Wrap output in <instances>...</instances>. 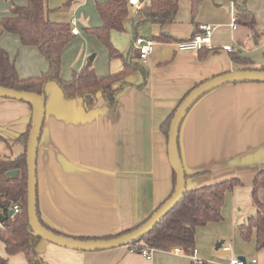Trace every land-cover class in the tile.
Instances as JSON below:
<instances>
[{"label":"crops","instance_id":"crops-1","mask_svg":"<svg viewBox=\"0 0 264 264\" xmlns=\"http://www.w3.org/2000/svg\"><path fill=\"white\" fill-rule=\"evenodd\" d=\"M105 1L47 0L45 9L51 22L77 28L78 34L72 37L77 41L84 36L79 27L101 26L96 4ZM139 1L141 7L147 2ZM176 2L174 20L164 29L172 41H158L160 26L145 21L140 9L128 5L121 29L109 34L120 57L111 58L105 46L101 49L94 42L80 52L77 49L75 57L69 56L73 42L65 47L60 76L68 81L73 70H81L89 62L99 78L116 74L123 69V59L132 53L134 38L154 42L147 62L139 63L141 69L127 77L129 85L118 95L115 109H109L99 96L94 107L86 110L80 98L66 100L54 83L46 85L36 155V201L42 222L52 230L73 238H103L145 221L173 188L162 131L166 118L193 87L229 72L263 68L264 0H202L195 15L190 0ZM26 3L0 0V22L12 6L24 7ZM244 5L255 20V28L237 22L232 29L237 6ZM203 24L213 29L212 48L177 51L175 43L200 34ZM85 30L91 33V29ZM224 46L232 51H224ZM0 47L10 60L17 51L12 61L19 78L46 72L47 63L37 48L23 46L17 35L1 33ZM93 48L92 60H86L85 54ZM232 54L249 63H236ZM31 116L29 104L0 98V157L13 160L25 152L20 137ZM178 148L188 175L186 189L232 178L243 183L224 202L220 222L196 229L194 249L203 264H229L236 257L264 264V248L256 249L255 237L244 242L237 227L253 213L252 182L264 170V83L227 84L201 97L180 125ZM259 191L264 204V188ZM242 209L248 215L240 222L237 216ZM36 253L43 264H193L190 254L180 247L152 251L147 260L128 247L84 252L40 240ZM0 255L10 256L1 243ZM19 262L12 264H24Z\"/></svg>","mask_w":264,"mask_h":264},{"label":"trees","instance_id":"trees-1","mask_svg":"<svg viewBox=\"0 0 264 264\" xmlns=\"http://www.w3.org/2000/svg\"><path fill=\"white\" fill-rule=\"evenodd\" d=\"M26 2L24 7L12 6L10 14L2 18L0 34L3 32L15 34L23 46L37 48L47 63V70L40 76L21 79L18 77L14 62L0 47V86L19 92L35 93L45 99L46 85L54 83L62 92L64 99L80 98L86 110L94 107L99 96L109 109H115L118 95L124 87L129 85L126 82L127 77L133 71L141 69L140 62L137 61L135 55L132 53L127 55L123 59V69L116 74L99 78L89 62L81 70H73L70 80H63L60 76L61 57L65 47L73 37L70 25L51 22L45 9V0H26ZM201 2L202 0H190V7L194 15ZM177 8L178 3L176 0H147L139 13L145 21L160 26V33L156 37L158 41H172L171 36L164 29L174 20ZM96 9L102 24L99 28L91 29L90 32L106 47L111 58L120 57V54L110 42L109 34L112 30L121 29L123 21L128 16V0H106L104 3H97ZM235 21L251 29L255 28V20L245 5L237 6ZM232 59L236 63H249L248 60L234 54H232ZM260 70H264V66ZM190 91L184 95L178 105ZM176 108L162 124V131L166 136V140L168 127ZM29 130L30 125L20 137V142L25 146V151ZM10 170H17L18 174L14 177H6V173ZM187 176L185 174V178ZM26 180L25 152L13 160L0 157V243L7 255L22 253L26 259L24 264H43L36 253V246L41 239L32 234L28 225ZM172 182L173 188L168 198L172 195L175 186L173 171ZM242 186L243 183L238 178H232L196 189H186L179 203L160 220L149 234L127 247L129 249L133 248L136 252L144 248L153 251H170L174 247H180L185 253L191 254L194 249L196 229L209 223L220 222L226 193L232 191L235 187ZM263 188L264 170H260L255 175L251 186L253 213L244 223L237 226L244 242H250L255 237L257 250L264 248V204L258 197L259 190ZM13 204H18L21 210L10 216L9 211L12 209ZM36 213L42 226L55 234L63 235L42 222L38 205H36ZM145 221L118 235L132 231ZM118 235L103 238L76 237V239H110ZM0 264L12 263L0 255Z\"/></svg>","mask_w":264,"mask_h":264},{"label":"water","instance_id":"water-1","mask_svg":"<svg viewBox=\"0 0 264 264\" xmlns=\"http://www.w3.org/2000/svg\"><path fill=\"white\" fill-rule=\"evenodd\" d=\"M89 60H92L90 58ZM264 83V70H237L215 76L192 89L176 108L170 121L167 134V154L172 171L175 175V186L172 195L137 228L110 239L80 240L73 237L58 235L46 229L38 220L36 213V155L38 142L43 126L45 102L41 95L19 92L0 86V98L16 100L29 104L32 108L30 130L28 133L25 163L27 191V220L35 237L53 245L76 251L94 252L127 247L143 239L181 200L186 191V178L178 150V134L180 125L191 107L210 91L227 84ZM17 170H10L6 177H14ZM14 213L9 211V215ZM219 247V246H218ZM242 259V258H241Z\"/></svg>","mask_w":264,"mask_h":264},{"label":"built area","instance_id":"built-area-1","mask_svg":"<svg viewBox=\"0 0 264 264\" xmlns=\"http://www.w3.org/2000/svg\"><path fill=\"white\" fill-rule=\"evenodd\" d=\"M128 5L135 8L136 10L141 9V2L139 0H128ZM72 25L74 24V21L71 22ZM232 29L236 28V21L235 17H232L231 24ZM201 33L198 35H195L194 37L190 39H186L183 41H178L175 43V47L177 51L179 52H200L204 49H211V36L213 29L211 26L203 24L200 26ZM71 34L77 35L78 30L77 28L73 27L71 28ZM154 48V42L151 39H145L143 37H136L133 40L132 43V54L135 55L136 59L140 63H146L148 58L151 56ZM224 51H232L230 46H224ZM13 213L20 212V206L18 204H13L12 209ZM130 252L138 253L142 255L145 259L150 260L152 256V249L144 248L138 252H136L133 248L129 249ZM176 251L180 252V250L177 248ZM190 260L193 264H203V261L199 258V254L197 250H193L191 254L189 255ZM229 264H258L257 260H245L241 258H232L229 262Z\"/></svg>","mask_w":264,"mask_h":264},{"label":"rangeland","instance_id":"rangeland-1","mask_svg":"<svg viewBox=\"0 0 264 264\" xmlns=\"http://www.w3.org/2000/svg\"><path fill=\"white\" fill-rule=\"evenodd\" d=\"M45 2H47V0H45ZM79 16H82V14L79 12V14H78ZM99 26V25H98ZM98 26H91V25H87V28H82V27H79L80 28V32H81V34H83L84 36L83 37H81L79 40H74V39H72L71 38V42L70 43H72L71 44V47H70V49H69V56L71 57L72 55L75 57V55L74 54H76V51H77V49H79L78 50V52H80L81 50H83V49H85V48H87V43H91V42H94V44H95V46H99V48H103L102 46H104V45H101V41L94 35V34H92V33H89V31H86L85 29H95V28H97ZM3 33H5V32H3ZM1 35V34H0ZM100 44V45H99ZM105 48V47H104ZM13 51V50H12ZM90 51V52H89ZM89 53L88 54H85V59L87 60L88 58H90V57H92V55L94 54V53H96V50H95V48H93V49H89ZM87 52V51H86ZM13 58H12V60L14 61L16 58H17V51H13ZM15 64V63H14ZM235 189V188H234ZM234 189L232 190V191H230V192H227L226 193V195H225V199H224V202L226 201V199H228V198H230V196L232 195V193H233V191H234ZM260 192V191H259ZM258 192V193H259ZM259 197V196H258ZM260 200V199H259ZM241 215V216H240ZM247 215H248V211L245 209H242V211H241V214H239L238 216H237V221H240V219H243V218H247ZM240 216V217H239ZM241 222V221H240ZM220 251V253H221V250H219ZM5 258H7L8 259V261L10 262V263H16V261H20L19 263H25L24 262V256L21 254V253H17V254H14V255H11V256H9V257H6V256H4ZM22 261V262H21Z\"/></svg>","mask_w":264,"mask_h":264}]
</instances>
